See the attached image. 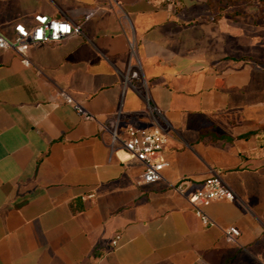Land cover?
Listing matches in <instances>:
<instances>
[{"label": "crops", "instance_id": "1", "mask_svg": "<svg viewBox=\"0 0 264 264\" xmlns=\"http://www.w3.org/2000/svg\"><path fill=\"white\" fill-rule=\"evenodd\" d=\"M36 13L82 31L0 48V264H264V0H0V27ZM155 120L167 163L138 185L111 135ZM213 171L235 196L205 225L170 183Z\"/></svg>", "mask_w": 264, "mask_h": 264}, {"label": "built area", "instance_id": "2", "mask_svg": "<svg viewBox=\"0 0 264 264\" xmlns=\"http://www.w3.org/2000/svg\"><path fill=\"white\" fill-rule=\"evenodd\" d=\"M81 31V22H74L68 18L53 17L46 13H36L33 17V23L30 25L22 21H15L11 25L10 32H5L0 27V48H12L18 51L22 54V60L29 63V58L25 52L32 42L55 41L66 37L72 32ZM59 95L63 100L69 102L83 118L94 117L89 109L65 89L61 88ZM149 105L154 116L155 112H158V108L153 104ZM170 128L169 124L162 125L155 120L151 126L129 124L125 127L122 135H118L115 130L112 132L110 150L112 151L114 142H117L129 155L142 164L140 172L135 177L136 184H147L163 178V168L167 162L163 159L161 152L169 138ZM188 181L183 176L178 181L170 183V186L185 195L203 224H215L214 219L205 211L204 206L216 198L232 199L235 196L233 189L217 171L207 175L199 186L189 188ZM89 195H92V193ZM223 231L225 238L230 241L235 240L240 233L239 228L234 224L225 226ZM120 236L121 233L116 232L111 242L115 244Z\"/></svg>", "mask_w": 264, "mask_h": 264}]
</instances>
